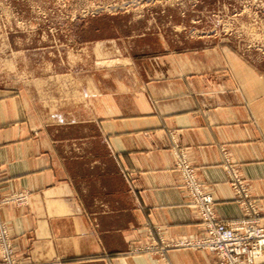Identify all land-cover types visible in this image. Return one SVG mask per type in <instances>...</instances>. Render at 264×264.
Wrapping results in <instances>:
<instances>
[{
  "label": "crops",
  "instance_id": "1",
  "mask_svg": "<svg viewBox=\"0 0 264 264\" xmlns=\"http://www.w3.org/2000/svg\"><path fill=\"white\" fill-rule=\"evenodd\" d=\"M151 74L133 75L126 92H102L91 111L65 105L59 114L44 113L24 92H0L2 188L29 191L37 203L0 215L25 262L212 264L214 255L190 249H171L163 258L127 254L155 227L169 240L201 231L178 187L173 141L187 149L221 221L243 217L221 147L264 214V96L247 106L240 93L232 103L230 93L199 91L196 80Z\"/></svg>",
  "mask_w": 264,
  "mask_h": 264
},
{
  "label": "rangeland",
  "instance_id": "2",
  "mask_svg": "<svg viewBox=\"0 0 264 264\" xmlns=\"http://www.w3.org/2000/svg\"><path fill=\"white\" fill-rule=\"evenodd\" d=\"M149 71L152 76L166 73L196 80L194 86L211 96L230 93L227 98L232 103L239 93L247 96V106L261 100L264 0H0V92L4 95L24 92L44 113L59 114L65 105L91 111L102 92H126L135 83L133 75ZM220 150L227 183L243 213L236 221L258 216L256 221L264 228L260 223L264 214L249 181L228 150ZM171 152L178 187L201 225L181 177L184 156L210 193L187 149L173 141ZM210 196L215 211L216 201ZM0 202V215L6 208L31 209L37 204L29 191L4 192L1 177ZM215 215L220 222L231 223L221 221L216 211ZM0 222L8 233V248L0 238V264H33L18 253L9 224L1 216ZM188 239L193 238L169 240L155 227L146 242L132 245L127 254L163 258L171 249H190L170 247L162 255L155 253L165 243Z\"/></svg>",
  "mask_w": 264,
  "mask_h": 264
},
{
  "label": "built area",
  "instance_id": "3",
  "mask_svg": "<svg viewBox=\"0 0 264 264\" xmlns=\"http://www.w3.org/2000/svg\"><path fill=\"white\" fill-rule=\"evenodd\" d=\"M182 163L181 177L184 185L187 186L186 193L190 202L201 218V234L193 239L167 242L162 250H157L155 253L162 255L166 248L183 247L215 255L216 260L213 264H264V228L257 223L258 216L231 223L220 222L213 209L212 197L202 188L185 156ZM232 176L236 177L233 170ZM244 195L247 197L245 193ZM1 204L2 202L0 206ZM0 238H2V246L6 245L8 248L6 243L8 233L1 222Z\"/></svg>",
  "mask_w": 264,
  "mask_h": 264
}]
</instances>
